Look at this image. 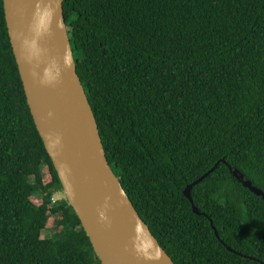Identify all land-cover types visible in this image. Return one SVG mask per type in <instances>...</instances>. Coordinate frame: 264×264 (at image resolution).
<instances>
[{
  "label": "trees",
  "instance_id": "trees-1",
  "mask_svg": "<svg viewBox=\"0 0 264 264\" xmlns=\"http://www.w3.org/2000/svg\"><path fill=\"white\" fill-rule=\"evenodd\" d=\"M63 15L108 165L159 247L264 264V203L227 168L264 194V0H63ZM218 163L195 216L183 192ZM56 193L0 0V264H100Z\"/></svg>",
  "mask_w": 264,
  "mask_h": 264
},
{
  "label": "water",
  "instance_id": "water-1",
  "mask_svg": "<svg viewBox=\"0 0 264 264\" xmlns=\"http://www.w3.org/2000/svg\"><path fill=\"white\" fill-rule=\"evenodd\" d=\"M2 2L9 43L34 126L64 198L80 221L96 258L100 264H173L108 165L76 73L63 0ZM218 165L183 192L195 216L200 214L192 205L191 189ZM227 168L233 179L264 203L261 191L244 181L238 171ZM214 236L218 238L215 232Z\"/></svg>",
  "mask_w": 264,
  "mask_h": 264
},
{
  "label": "rangeland",
  "instance_id": "rangeland-1",
  "mask_svg": "<svg viewBox=\"0 0 264 264\" xmlns=\"http://www.w3.org/2000/svg\"><path fill=\"white\" fill-rule=\"evenodd\" d=\"M47 179H48V176L45 175V181H47ZM63 198H64L63 193H56L54 195L55 200H59V199H63ZM54 221H55L54 217H51L49 219V221L47 222V227H46L45 231L42 233L41 237L51 238V237H55L59 233L58 230L54 227Z\"/></svg>",
  "mask_w": 264,
  "mask_h": 264
},
{
  "label": "built area",
  "instance_id": "built-area-1",
  "mask_svg": "<svg viewBox=\"0 0 264 264\" xmlns=\"http://www.w3.org/2000/svg\"><path fill=\"white\" fill-rule=\"evenodd\" d=\"M51 202H52V203H55V202H56V200L54 199V197L51 198Z\"/></svg>",
  "mask_w": 264,
  "mask_h": 264
}]
</instances>
